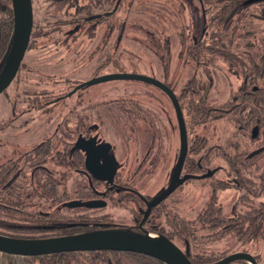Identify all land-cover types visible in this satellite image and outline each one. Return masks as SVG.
<instances>
[{"label": "rangeland", "instance_id": "rangeland-1", "mask_svg": "<svg viewBox=\"0 0 264 264\" xmlns=\"http://www.w3.org/2000/svg\"><path fill=\"white\" fill-rule=\"evenodd\" d=\"M0 1L7 3V0ZM117 1L108 0L102 5V0H32L34 38L31 40L30 50L23 60L18 76L9 89L0 95V157L7 155L11 151L10 147L13 149L12 144H28L29 147L50 136L60 125L64 128L67 126L63 119L69 115L71 102L74 100L73 97L63 100L64 104L57 108L52 103L58 97L72 96L77 92L76 95L82 97V100L104 98L110 107L120 98L146 100L154 97L158 102L153 100L156 106H149L151 118L148 116L144 122L132 117L127 119L130 127H135L137 132L122 135L119 117H116V121L110 118L105 120L104 124L107 125L103 130L105 139L118 148H123V145L141 148L140 158L143 157L144 150L155 143L157 138V144L163 149L157 166L147 165L139 169L137 164L131 166L123 162L120 169L123 175L132 176L131 183L137 190L152 197L167 187L173 170H170L172 160L175 163L180 150L179 126L170 99L156 86L140 81L119 80L92 86L85 84L95 74L104 76L119 72L163 81L174 90L183 107L189 138L188 170L199 163L200 157L208 151L211 159L203 162L202 171L214 168L218 171L211 178L187 180L183 187L157 208L156 220L152 221L147 231L152 235L169 236L183 250L188 242L192 256L197 259L220 260L233 253L247 252L257 257L259 264H264V230L259 238L243 245L235 234L213 228L211 223L205 222L204 217L211 203L213 211L222 207L228 224H234V216L247 214L254 209H259L260 212L263 208L261 203L264 204V195H255V187L261 184L263 177L264 153L253 160L255 163L252 166L251 163H245L244 167L237 166L236 169L241 171L240 176L222 156L217 155L222 152L231 156L237 152L245 155L264 146V128L259 139L252 140L251 131H243L242 126L233 119L239 103L237 95L244 82L243 67L230 69L225 60L208 53L198 60L189 56V48L191 50L195 42L211 48L225 35L232 39L238 57L242 54L246 64L249 63L250 55L262 56L264 2L241 8L227 30L223 25H211L212 19L229 3L225 0H218V3L217 0H203V7L199 0H122L118 12L109 18V29L104 24L98 25L94 34L87 33L86 28L77 34L73 33L75 17H83L79 15L87 13L83 10L84 7L89 6L93 13L112 11ZM0 15L7 17L3 13ZM56 21L60 22L61 27L50 36L46 34L51 32L48 30L49 25L45 30L40 28L47 22L56 25ZM123 24L125 28L122 27V31ZM106 28L108 30L104 37ZM195 77L203 89L199 86L193 89L196 91L194 99L198 101L197 99L204 97L206 106L228 109L231 113L226 112L221 118L217 114V119L205 124L193 120L187 103L191 89L189 83ZM82 82L84 83L80 84ZM258 84L264 88V81H259ZM33 96H40V107L30 114L28 125L23 129L18 127L21 120L13 128L5 125L11 118L12 105L18 102L26 106L27 99ZM67 121H70L69 117ZM93 122L98 123L101 120L94 118ZM108 123L112 128H108ZM199 140L206 148L195 154ZM166 153L173 154L168 164L164 163ZM202 171L193 173L201 174ZM242 179L246 182L247 190L237 189L236 184H240ZM99 213L109 214L111 218L128 227L131 224L132 214L125 208L111 204ZM174 223L187 226L194 235L180 236L173 227ZM12 224L24 225L25 222L11 223L0 211V234L25 236L21 231L9 229ZM88 258L90 257L87 254L76 256V260L82 264L87 263ZM43 261L42 258L0 253V264H45ZM231 264L249 263L236 261Z\"/></svg>", "mask_w": 264, "mask_h": 264}, {"label": "flooded vegetation", "instance_id": "flooded-vegetation-1", "mask_svg": "<svg viewBox=\"0 0 264 264\" xmlns=\"http://www.w3.org/2000/svg\"><path fill=\"white\" fill-rule=\"evenodd\" d=\"M106 2H108V0H102V5L106 4ZM2 4V1H0V6ZM11 8L13 12L12 0ZM109 13L110 11L108 10H102L100 12L93 13L92 9L87 11L85 16L79 17V19L78 17H75L73 20L75 23V31L73 33L77 34L78 31L86 28L87 33L94 34V31L97 29L98 25L103 26L104 24H106L108 28ZM79 20L80 22H78ZM8 23L9 20H7V17L3 18L2 15H0V73L5 65V61L12 44L14 13L10 41L8 40L4 43L3 34L4 31H8L9 29ZM59 23L60 22L56 21V25H54L51 22H47L40 28L45 30L44 28L49 25L48 30H51V32L46 34L50 36V34L52 35L55 33V31L60 29L61 25ZM107 28L104 37L106 36L107 30L109 29ZM123 28H125L124 24ZM33 32L34 22L31 40L33 39ZM29 50L30 45L27 52ZM19 72L20 71H18L17 76ZM101 75L102 74L94 75L91 79ZM83 83L84 82L80 84ZM166 85L171 88L168 84ZM161 91L170 99L174 108L171 98L163 90ZM76 93L77 92H75V95L73 94L72 96L58 97L52 103L57 108H59L62 106L61 104H64L63 100L73 97L72 99L74 101L71 102L69 115L63 119V123L65 122L66 125L69 126L68 128L67 126L64 128L63 125H60L50 136L45 137L41 142L32 144L29 147L28 144L24 146H21L20 143L12 144L11 146L13 149L10 147L11 151L7 155L0 157V172H4L5 175H3L2 178L0 177V196L3 194V192H5V190H7L8 192L6 194H8L10 198L8 204H1L3 206L2 209L5 211L1 209L0 211L2 214L7 216V220L11 223H19L20 221L25 222L24 225L12 224L9 228L14 231H21L25 234V236L8 237L39 240L68 237L88 232L119 230L131 232L137 235H146L152 238H168L172 240L167 235H152L147 231V228L149 225H151L152 221L156 220V213L158 211L157 208L160 207L164 201H166L173 193L178 191L186 183L184 182L181 185H177L175 190L158 205L150 206V204L160 194H162L171 186V181L174 174L173 172L180 155V150L175 163L174 160H172V166L169 165L170 170H172V168L173 170L171 172V177L167 187L161 189L156 195L148 197L143 195L141 191L137 190L134 184L131 183V180H133L132 176L123 175V173H120V169L123 166V162H126L131 166L137 164L139 169H142L147 165L157 166L158 160L163 151L161 146L157 144V138L155 139V143H152L147 149L144 150V155L142 158H140L142 152L141 148H137L136 146L134 148L132 145H123V148H118V146L106 140L103 133V130L105 129L104 126L107 125L104 124V121H108L109 118L116 121V117L121 119V122L119 123L121 124L120 127L122 130L120 129V133L122 135H127L130 133L133 134L137 132L135 127H130L127 121L128 117H132V119L138 120L140 122H144L145 119H148V116L151 118V112L148 110L149 106H156L154 102H152L153 100H156V98L148 97L146 100L120 98L118 101L112 103L114 106L110 107L109 102H105L104 98L102 100L95 98H92V100H82V97L77 96ZM39 97L40 96L29 97L27 99L26 106H24V103L19 104L18 102L13 104L11 118H9L5 125L13 128L15 127L16 123L21 120L22 122L18 124V127L23 129L24 126H27L31 120V118H29L30 114L40 107V100H38ZM156 102H158V100H156ZM94 103L101 104L95 105ZM113 109L115 110L113 111ZM68 117L70 121H67ZM94 118L101 120V122H93ZM110 123H108L109 129L112 128ZM122 124L129 127H124ZM151 128L153 129L152 125ZM79 139H82L85 142L94 139L95 143L81 144V146H77ZM263 147L264 146H261L256 150ZM87 149L92 151L90 162L92 167L104 166L103 168L106 169L111 165V163H114V161L116 162L117 169L113 182H110L109 180L97 179L87 169L88 158L90 157L88 155ZM122 153H127V155L124 154L125 156H122ZM262 153H264V151ZM172 155L173 154L171 153L169 155L168 153L165 154V164H168L173 158ZM120 156L124 158L120 159ZM242 163H251L250 165L252 166V164L255 162L243 161ZM187 166L188 162L186 158L181 172V178L189 174L201 176L207 174L208 172L215 171L214 174L209 177L211 178L218 171L217 168H214L207 169L201 174H194L190 173ZM198 166L201 168V170H204V167L200 164V162L198 163ZM236 168L234 169V172L238 173L240 170ZM261 179V184L255 187L257 189L255 195L257 193L264 195V173ZM6 180L7 183L2 185V183H4ZM236 186L237 189L241 188L240 184H236ZM46 187H50L51 189L59 188L58 194L55 193L54 196L49 194L48 198H51L49 202H47L46 198ZM74 201H97L100 206L93 208L83 206L69 207V204ZM111 204L113 206L125 208L132 214L131 224L129 227L123 225L118 220L111 218L109 214L99 213V211L106 210ZM261 206H263V208L260 209V213L262 212L264 214V204L261 203ZM252 211H254L256 215L257 213L259 214V209H254ZM262 220L264 222V217ZM26 234H28V236H26ZM44 257L46 256L36 258Z\"/></svg>", "mask_w": 264, "mask_h": 264}, {"label": "trees", "instance_id": "trees-1", "mask_svg": "<svg viewBox=\"0 0 264 264\" xmlns=\"http://www.w3.org/2000/svg\"><path fill=\"white\" fill-rule=\"evenodd\" d=\"M199 1L203 7L204 1L203 0H199ZM225 1L229 3L225 5V7L222 8L220 13L217 14L212 19L213 22L211 23V25H217V24L223 25L224 28L228 30L231 27L234 16L237 15L239 10L241 8H246L252 4H249V5L246 4L247 1L245 0L244 1L233 0L232 2L228 0H225ZM207 2H210V1L208 0ZM216 2L218 3V0ZM260 2H264V1H260ZM122 3H123L122 0H118L116 2L114 9L110 11L109 13V18L118 12ZM1 6H2V11H1ZM1 6H0L1 13L5 14V16H7V20H9V23H8L9 29L8 31L7 30L4 31V34H3V39H4L3 41L5 43L8 40L10 41L11 31L13 27V12L11 8V0H7V3L2 4ZM83 10L89 11L90 10L89 6L84 7ZM82 16H85V15H82ZM204 19L206 21V17H204ZM78 22H80V20ZM122 27L123 25H121V30H122ZM9 31H10V34H9ZM233 43L234 42L232 41V39L229 38L227 35H225V37L222 38L220 41L215 42V46L211 48L209 46L203 45V43L200 44L198 42H195L191 50L189 48V56L192 57L193 59L198 60L202 58L203 56H205L206 53H208L210 55L219 56L220 58L225 60L228 63V66L230 69H234L237 66L243 67L242 74H243L244 82L241 85L238 95H237L239 103L236 106V113H234L233 119L236 122V124H239L240 126H242L243 131H251L252 140H257L259 139L261 131L264 128V116H263L264 115V88L258 84L259 81H264V54L262 56L259 54H255L254 57L250 55L249 63L246 64L243 61V58L241 57L242 54H239L240 56L238 57V54L236 53L233 47ZM263 43H264V40H263ZM95 75H98V74H95ZM197 80L198 79L195 77L191 79V82L189 83V85H191V89L188 94L189 97H188L187 107L189 109V113L191 115V118H193V120H196L198 122L205 124L207 122L217 119V116H216L217 114L221 115L220 116L221 118L224 114H227L226 112L231 113V111H229L228 109L221 110L219 108L206 106V98L202 96H201L202 98H199L197 99L198 101H196V99H194V94L196 93V91H193V89H196L197 86H199L200 89H203L200 85H198ZM204 92L206 91L204 90ZM198 96L200 95H195V97H198ZM177 98L180 102L181 101L180 98L179 97ZM180 105L183 110L181 103ZM200 143H201L200 140L198 144L196 143V145H198L197 147L198 150L195 151V154H199L202 150H205L206 148L204 144L202 143L200 144ZM188 144H189V138H188ZM251 153L243 155V153L237 152L234 154V156H231L225 152H222V154L217 153V155L222 156V158L228 163V165L232 167L233 169H235L237 166L244 167L245 165L242 163L243 161H253L255 158L259 156V155H256L252 158H249V155ZM210 154L211 153H208V151H206L205 154L200 157L201 165L204 164L203 162L205 160L211 159ZM190 171L191 173L193 172L200 173V171L202 170L201 168H199L198 163H197L194 167H191ZM237 174H239L240 176L241 171L238 172ZM3 175H4V172H0L1 178ZM6 183H7V180L4 181L2 185L3 184L5 185ZM245 183H246L245 180L242 179L240 181V187L243 188L244 190H247ZM7 192L8 191L5 190V192H3V194L0 196V209L3 211L5 210L2 209L3 206L1 204H8V202L10 201L9 195L6 194ZM45 193L47 196L46 197L47 202H49V200L51 199V198H48L49 194L51 196H54L55 193L58 194L59 188L51 189L50 187H46ZM212 207H213V204L211 203L205 211V215H204L205 222H208L207 224L211 223V226L215 229L220 228L224 232L235 234V236L239 239V241L243 245L247 244L248 242L256 240L262 235L263 230H264V222L262 220V218L264 217V214L262 212L261 213L259 212V214L257 213L256 215L253 211H251L244 215L240 214V215L234 216V218H236V220L234 221V224H228L227 218L224 217L223 215L222 207H219L217 210H214V211ZM173 227L179 233L180 236L192 237L194 235L193 231L191 229H188L187 226H181V224L179 223L178 224L174 223ZM187 246H189V251H190L189 257L193 261L194 264H213L219 261V259H212V258H208L206 260L194 258L192 256L191 247L188 242H186V247ZM79 254L81 255L87 254L90 257L86 260L87 263H84V264H125V262H127V264H134V263L135 264H164L158 260L143 256V255H139V254L110 253L106 251L61 253V254L49 255L42 259H44L43 262L45 264H82L80 261L76 260V256ZM109 254H112L114 256L110 257ZM112 258H114L115 261H113ZM255 258L258 262L257 257ZM244 262L248 263L247 261H244Z\"/></svg>", "mask_w": 264, "mask_h": 264}, {"label": "water", "instance_id": "water-1", "mask_svg": "<svg viewBox=\"0 0 264 264\" xmlns=\"http://www.w3.org/2000/svg\"><path fill=\"white\" fill-rule=\"evenodd\" d=\"M264 0H248L246 4H253ZM14 13V31L12 44L9 54L6 58L5 65L0 73V95L9 88L15 80L17 73L24 60L25 54L29 48L33 30V8L32 0H12ZM1 48V32H0ZM140 81L152 84L163 90L172 100L179 124L180 132V155L174 170L171 186L160 194L150 206H156L164 201L176 188L187 180H202L209 178L214 174L208 172L205 175L189 174L181 178V172L188 156V131L185 117L177 99L175 92L162 81L149 78L139 74L114 73L110 75L99 76L91 79L86 86H92L110 81ZM256 134V133H255ZM95 140L83 141L79 139L77 146L81 144H92ZM86 148V147H85ZM88 150V167L87 169L100 180H109L113 182L116 174V162L111 163L106 169L104 166L92 167L91 152ZM264 151L260 148L249 155L252 158ZM97 207L100 206L97 201L80 202L74 201L69 207ZM123 252L134 253L150 257L164 264H194L189 257V246L183 250L168 238H152L146 235H137L127 231L111 230L82 233L78 235L53 238V239H18L0 234V253L22 256V257H41L61 253L71 252ZM236 261H247L249 264H259L256 258L247 252H237L226 256L225 258L213 264H231Z\"/></svg>", "mask_w": 264, "mask_h": 264}]
</instances>
